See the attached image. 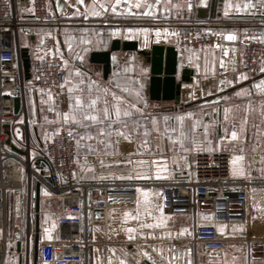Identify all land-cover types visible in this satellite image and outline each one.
<instances>
[{"label":"crops","instance_id":"crops-1","mask_svg":"<svg viewBox=\"0 0 264 264\" xmlns=\"http://www.w3.org/2000/svg\"><path fill=\"white\" fill-rule=\"evenodd\" d=\"M138 2L140 7H136ZM245 4L250 6L245 8ZM66 5L69 6V15L63 17L60 25H25L21 33L22 49L41 45L46 37L54 36L57 51L71 62L66 81L68 97L79 95L87 100L89 95L93 98L99 96L97 106L101 108L103 101H111L113 94L121 97L122 106L128 107L132 113L128 118H122L127 120L129 139L115 133L111 137L98 138L99 126L91 121H83L89 125L87 128L71 120L70 126H66L75 136L78 152L118 151L116 154L106 153L113 156L111 163H108L109 159L83 161L76 176L82 182L133 184L136 191L141 190L137 191L136 209L111 210L107 231L102 227L90 229L92 245L87 264H121V261L124 264H195L196 261L259 264V248L250 247L241 235L243 227L238 223H219L220 232L232 233L225 248L196 258L191 239L198 218L189 213L167 212L163 185L184 167L191 154L233 151L230 152L232 179L263 183L250 192L248 205L251 226L264 225V93L254 87L264 80V71L262 68L254 72L242 69L239 44L256 35L264 38V0H203V3L201 0H50L51 17L62 18ZM238 6L240 11H237ZM193 24L221 33L224 43L215 49L179 51L180 36ZM228 35L235 39H225ZM115 39L136 41L139 49L147 51L154 45L175 47L178 53L177 81L181 80L184 69L191 72L190 82L182 83L180 103L156 101L151 96L150 65L135 52H114L111 65L118 63L123 55L132 54V58L120 71L112 69L105 77L102 65L92 63L91 56L109 51ZM70 87L72 93L68 91ZM238 92L242 94L237 95ZM32 93L40 92L27 93V108L32 104ZM132 104L135 108L130 107ZM225 108H241L242 111L239 115L230 110L225 119ZM215 109L217 112L212 111ZM188 114H191L190 118ZM77 116L79 118V114ZM177 116H185L183 131L187 138L180 142L176 141L178 133L172 131L180 127L175 120ZM153 118L158 121V130L153 128ZM194 122L197 127L193 132L191 126ZM204 125L208 126L206 132ZM138 130L141 133L146 131L150 139L147 144L149 152L142 143L136 142ZM219 131L223 139L217 138ZM233 131L237 133L236 139L230 138ZM87 135L93 139H81ZM130 151L142 152L138 159L132 160L134 166L131 168L123 158ZM237 156L242 159L234 163ZM36 189L34 183L31 194L28 193L30 203L32 197H36ZM96 195L97 190L93 189L91 197ZM49 196V191L40 187L41 209L38 213L35 210V230L20 243V251L17 243V264H41L38 259L34 260L37 234L40 244L58 237L57 220L62 214L60 201ZM53 200L58 201L59 208L46 214L44 206ZM211 218L210 213H201L199 220ZM0 226L3 231L1 220ZM129 228L133 229L131 233ZM11 232L15 235L14 226Z\"/></svg>","mask_w":264,"mask_h":264},{"label":"built area","instance_id":"built-area-1","mask_svg":"<svg viewBox=\"0 0 264 264\" xmlns=\"http://www.w3.org/2000/svg\"><path fill=\"white\" fill-rule=\"evenodd\" d=\"M68 9L66 5L62 18L53 19L50 0H0V210L6 211L10 196L24 191L31 194L34 183L48 190L49 197L60 201L59 234L57 239L39 245L41 264H87L92 245L90 229L102 227L107 231L111 210L136 209L138 204L133 184L79 181L76 173L84 156L77 150L73 132L61 126L40 143L28 119V92L45 93L61 113L68 112L66 81L71 62L57 51L56 38L48 36L41 45L28 49L30 78L27 80L22 61V28L60 25L63 17L69 15ZM223 43L221 33L193 24L180 36L177 48L181 52L197 51L215 49ZM239 44L244 71L264 68L263 37L252 36ZM131 58L132 54L123 55L118 63L112 64V69L120 71ZM221 137L219 131L217 138ZM260 184L263 183L232 179L230 153L197 152L189 155L184 167L163 185L164 208L169 213H189L198 218L191 239L196 258L225 248L232 233L220 232L219 223H238L250 247L259 248V264H264V225L251 226L248 205L250 192ZM93 189L97 190L95 197H91ZM201 213H210L211 220H199ZM221 215L223 219L219 218ZM28 225L30 228V221ZM10 239L15 241V235L9 238L5 231L0 239V264L5 261ZM195 264L211 263L196 261Z\"/></svg>","mask_w":264,"mask_h":264},{"label":"rangeland","instance_id":"rangeland-1","mask_svg":"<svg viewBox=\"0 0 264 264\" xmlns=\"http://www.w3.org/2000/svg\"><path fill=\"white\" fill-rule=\"evenodd\" d=\"M32 99V104L28 106V119L32 125V128L34 130V133L36 135V138L40 143H43L45 139L49 136H52L55 134V132L61 127V126H67L70 125V120L66 123L64 121V114L61 113L57 105H55L48 95L46 94H40V93H32V96L30 97V100ZM236 112L237 114H241L242 109L241 108H231L229 111ZM213 112H217V110H212ZM211 111V112H212ZM136 138L138 143H142L144 145V148H147V152H149V142L150 139L148 138V135H145L146 131L144 130L142 133L138 130L136 131ZM146 141V146L143 142ZM112 152H115L116 154L118 151H79L81 155L84 156L83 161L89 160V159H109L108 163L114 161L112 158V155H107ZM198 152H208V151H198ZM225 152H233V151H225ZM88 153H95V154H101V155H85ZM107 153V154H106ZM139 153H142L141 151H130V153H126V156L123 158L126 159L127 163H129V168L131 166L133 167V159H138ZM105 154V155H102ZM232 156V155H231ZM112 159V160H111ZM115 164V163H114ZM112 164V165H114ZM35 197V196H34ZM32 197L31 203L28 199V192L24 191L20 194H17L15 197L10 196L8 200V206L6 208L5 212H2L0 210V220L4 223V229L1 230L0 226V239L4 237L5 231L7 232V235L9 238L12 237V227L14 226L15 229V238L16 240H9L7 247V259L6 264H17L18 254H17V243L24 242L27 237H30L29 229L31 228V233L35 230V198ZM59 203L57 200H53L51 204H47L44 206L43 211L46 212V214H49L52 210H58ZM41 209V207H40ZM30 221L31 225L29 228L28 222ZM5 226L7 229H5ZM16 235L19 236L17 239ZM9 261V262H8Z\"/></svg>","mask_w":264,"mask_h":264},{"label":"water","instance_id":"water-1","mask_svg":"<svg viewBox=\"0 0 264 264\" xmlns=\"http://www.w3.org/2000/svg\"><path fill=\"white\" fill-rule=\"evenodd\" d=\"M214 9V7H213ZM135 52L145 58L150 65V93L156 101L180 103V95L182 83L190 82L191 72L188 69L182 71V78L177 81L178 74V53L175 47H164L154 45L149 51L141 50L136 41H126L115 39L112 41L109 51L93 53L91 62L100 64L103 67L104 76L107 77L112 71L111 56L114 52ZM22 61L25 71V77L30 78V56L27 49H22ZM16 111L19 109V100H15ZM17 152L23 154L21 151ZM35 210L38 213L40 210V186L37 184L35 197ZM36 230H38V216L36 222ZM39 235L37 234L34 241V260L38 259L39 251ZM19 251L21 244H18Z\"/></svg>","mask_w":264,"mask_h":264},{"label":"snow or ice","instance_id":"snow-or-ice-1","mask_svg":"<svg viewBox=\"0 0 264 264\" xmlns=\"http://www.w3.org/2000/svg\"><path fill=\"white\" fill-rule=\"evenodd\" d=\"M203 3V0H201ZM249 4H245V8L249 7ZM136 7H140L139 2L136 4ZM191 7V5H189ZM237 11H240L239 6L237 7ZM94 15H97L98 13H93ZM227 14V12L225 13ZM225 39L228 40H233L235 37L233 35H228L225 37ZM261 71H264V68L261 69ZM244 78V77H242ZM63 87V86H62ZM254 87L261 93H264V80H261L259 83L255 84ZM69 93L73 92V88L68 89ZM89 89V93H90ZM243 91V90H242ZM241 92H238L237 95H241ZM74 99V104L72 103ZM100 102V97H91L89 95V98L87 100H84L81 98V96L77 95L75 97L69 96V111L64 113V121L67 123L69 120H71L74 123L77 124H82L84 127H89L87 124H83V121H91L94 125L99 126L98 127V132H97V137L98 138H103L104 136L111 137L113 133H115L117 136H122L124 139H129V133H128V123L126 119L122 118H128L132 115V113L129 111L128 107H123V101L121 97L116 96L115 94L112 95L111 101L109 100H104L103 101V107H98V103ZM131 108H135V104H132L130 106ZM225 112V119H227V114L229 112L228 108L224 109ZM79 114V118L77 116ZM189 118L191 114H188ZM167 117H165V121H167ZM175 120L179 123L180 127L179 128H173L172 131L178 133L176 137V141L180 142L182 139H186L187 136L183 131V122L185 120V116H177L175 117ZM152 124L154 130L157 129V124L158 121L153 118L152 119ZM113 125H117L116 128H113ZM197 127L196 122H194L191 126V130L194 132ZM207 125H204L205 132L207 130ZM132 131H135L133 129ZM167 131V128L165 129ZM71 135V133H70ZM147 135V133H145ZM87 138V139H93L91 135H87L86 137H81V139ZM231 139H236L237 138V133L233 131L231 133ZM223 139V137H222ZM103 142V141H102ZM146 146V141L143 142ZM242 157L237 156L234 157L233 162L235 163L236 161L241 160ZM103 163V162H101ZM154 163V162H153ZM137 191H141L140 189H137ZM146 195V194H145ZM128 213H125V216H127ZM148 227H152V225H147ZM222 231V228L219 229ZM133 229L129 228L128 232H132ZM132 238V237H130ZM111 264V262H109ZM121 264H124L123 261H121Z\"/></svg>","mask_w":264,"mask_h":264}]
</instances>
